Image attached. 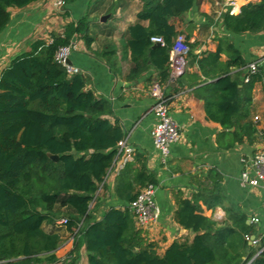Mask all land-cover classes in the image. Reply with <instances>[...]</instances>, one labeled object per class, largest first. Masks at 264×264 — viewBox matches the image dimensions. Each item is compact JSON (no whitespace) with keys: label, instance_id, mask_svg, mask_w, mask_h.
I'll return each mask as SVG.
<instances>
[{"label":"trees","instance_id":"obj_1","mask_svg":"<svg viewBox=\"0 0 264 264\" xmlns=\"http://www.w3.org/2000/svg\"><path fill=\"white\" fill-rule=\"evenodd\" d=\"M39 1L0 0V34L11 22V9ZM142 1L138 20L150 26L129 28L133 67L128 79L154 67L158 82L167 87L170 54L180 34L174 20L201 0ZM90 25L86 15L66 25L62 34L32 42L30 51L0 75V264H57L56 252L66 237L74 238L75 253L85 249L88 264H264V234L246 216L230 213L219 223L204 215L200 201L215 208L219 197L178 198L177 222L195 236L175 241L160 254L157 244L147 242L137 228L129 207L145 188L158 183L142 155L117 176L114 193L125 206L111 207L98 218L111 192L105 180L118 161L117 147L125 133L119 122L110 120L111 104L87 90L82 75H71L56 61L59 50L76 37H84L91 47ZM223 25L237 36L264 33V0L244 6L237 16L225 14ZM152 38H162L164 45L154 48ZM193 49L190 44L188 63L197 64L204 77L196 95L204 101L207 119L228 135L224 148L253 144L259 131L248 119L253 91L264 84V66L245 84L246 63L228 39L203 58ZM62 220L67 223L59 224ZM252 236L256 243L250 244Z\"/></svg>","mask_w":264,"mask_h":264},{"label":"crops","instance_id":"obj_2","mask_svg":"<svg viewBox=\"0 0 264 264\" xmlns=\"http://www.w3.org/2000/svg\"><path fill=\"white\" fill-rule=\"evenodd\" d=\"M222 2L201 0L182 19H175L174 24L179 33L190 38L198 58L215 53L220 40L228 39L241 53L247 67L264 55V33L242 36L228 33L223 25ZM142 7V0H75L65 7L62 15L55 10L53 0H40L23 9L13 8L10 10L11 22L0 34V75L12 60L30 51L32 42L48 41L51 34H62L66 25L77 23L88 15L94 42L89 48L84 37H76L73 42L77 47L69 62L77 74L85 78L87 90L111 104L113 115L110 120L120 123L125 138L136 150L132 163L137 155L146 157L148 169L157 177L155 197L160 219L152 229L142 231L146 241L157 244L159 253L163 254L175 241L193 239L195 234L181 227L176 219L180 197L190 201L196 197H219L222 200L215 208L200 201L205 216L223 223L230 213L244 215L247 223L264 234V186L253 188L240 182V175L247 169L250 159L264 151V84L256 85L250 106L248 120L254 122L259 131L254 143L224 148L228 135L218 123L207 119L204 101L196 95L204 77L197 64L190 65L189 60L185 75L175 81L172 77L166 87L170 115L179 127L182 139L171 146L170 159L163 164L152 138L156 118L152 112L155 99L151 90L158 82L159 73L151 67L140 78L128 79L133 67L127 49L129 28L137 23L145 28L150 26L149 21L138 20ZM46 31H50L48 38L38 39V35ZM222 60L225 62L227 57L223 55ZM236 72L238 70L233 73ZM243 86L241 83L240 87ZM123 168L116 162L110 170L105 180L111 191L107 194L110 200L98 218L111 207L125 206L114 193L117 176ZM71 239L74 238L66 237L56 252L57 264H63L60 257L70 248ZM81 251L84 259L80 263L88 264L85 249Z\"/></svg>","mask_w":264,"mask_h":264},{"label":"built area","instance_id":"obj_3","mask_svg":"<svg viewBox=\"0 0 264 264\" xmlns=\"http://www.w3.org/2000/svg\"><path fill=\"white\" fill-rule=\"evenodd\" d=\"M54 6L61 9L66 6L69 0H53ZM260 0H223V13L237 16L244 6L250 3H257ZM154 44L164 45L162 38H152ZM190 43V42H189ZM183 33L178 34L174 40V45L170 54V66L173 80L185 75L188 69V56L190 54V44ZM77 44L72 42L69 47L59 50L56 61L67 68L71 75L77 74V70L69 65V59ZM264 66V55L257 61L250 63L244 70V83L251 82V78L259 73ZM151 95L155 99L152 112L156 118V124L152 130V138L155 148L160 154L163 164H167L170 159L171 146L182 139V133L170 115V97L166 93V87L159 82L152 85ZM118 161L123 168L126 164L134 161L136 150L125 138L118 144ZM240 182L244 186L253 188L264 186V151L256 153L249 161L247 169L240 175ZM157 186L150 185L145 188L138 198L130 204V209L134 214L136 226L141 231H149L158 223L160 219V209L156 204ZM253 222H258L253 219ZM65 220L59 224H66ZM256 243V242H253Z\"/></svg>","mask_w":264,"mask_h":264},{"label":"rangeland","instance_id":"obj_4","mask_svg":"<svg viewBox=\"0 0 264 264\" xmlns=\"http://www.w3.org/2000/svg\"><path fill=\"white\" fill-rule=\"evenodd\" d=\"M70 2H68L67 4H66V6L69 4ZM65 6V7H66ZM65 7H63V8H61V9H55V10H58V11H60V13L63 15L64 13H65V11H66V9L67 8H65ZM50 31H46V32H43V33H41V34H39L38 35V39L39 38H44V39H47L48 37L47 36H49V33ZM101 188L102 187H100V191H102L101 190ZM110 200V196H108V198H107V201H105V203L103 204V206H101V208H99V212L101 213L103 210H104V207H107L106 206V204L108 203V201ZM99 213V214H100ZM98 214V215H99ZM72 241V243H71V245H70V248H68V249H65L64 250V253L62 254V256L60 257L61 259V261H62V263L63 264H78V263H80V262H82V260L84 259V252L82 253V251H80V252H74V249H75V246H74V239H71ZM64 242H65V240H64ZM64 242L62 243V245L64 244ZM65 247H68L67 245H65ZM81 264V263H80Z\"/></svg>","mask_w":264,"mask_h":264},{"label":"water","instance_id":"obj_5","mask_svg":"<svg viewBox=\"0 0 264 264\" xmlns=\"http://www.w3.org/2000/svg\"><path fill=\"white\" fill-rule=\"evenodd\" d=\"M157 47H160V44H154V48H157ZM68 64L71 65L70 62ZM49 156L53 160H56V161L58 160V156H54V155H49ZM248 224H250V222H248ZM254 240H255V236H252L250 244H253Z\"/></svg>","mask_w":264,"mask_h":264}]
</instances>
